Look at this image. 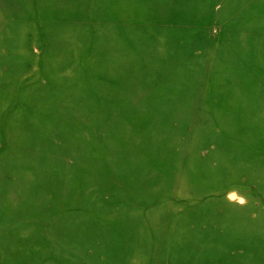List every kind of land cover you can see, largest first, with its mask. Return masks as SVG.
Here are the masks:
<instances>
[{
    "label": "rangeland",
    "instance_id": "obj_1",
    "mask_svg": "<svg viewBox=\"0 0 264 264\" xmlns=\"http://www.w3.org/2000/svg\"><path fill=\"white\" fill-rule=\"evenodd\" d=\"M0 264H264V0H0Z\"/></svg>",
    "mask_w": 264,
    "mask_h": 264
},
{
    "label": "clouds",
    "instance_id": "obj_2",
    "mask_svg": "<svg viewBox=\"0 0 264 264\" xmlns=\"http://www.w3.org/2000/svg\"><path fill=\"white\" fill-rule=\"evenodd\" d=\"M227 200L230 202H236L239 205H244L246 203V199L243 196H238L236 191H232L227 195Z\"/></svg>",
    "mask_w": 264,
    "mask_h": 264
}]
</instances>
